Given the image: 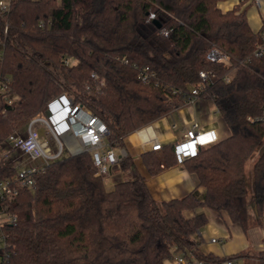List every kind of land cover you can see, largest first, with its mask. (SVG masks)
I'll list each match as a JSON object with an SVG mask.
<instances>
[{
	"label": "trees",
	"instance_id": "1",
	"mask_svg": "<svg viewBox=\"0 0 264 264\" xmlns=\"http://www.w3.org/2000/svg\"><path fill=\"white\" fill-rule=\"evenodd\" d=\"M220 1L11 0L0 11V79H8L0 92V180L18 170L1 154L7 136L47 115L63 94L103 121L112 148L185 104L194 87L229 131L183 159L204 188L202 198L192 192L157 202L139 174L108 189L87 151L49 160L31 174V187L12 181L17 194L0 199V211L15 214L16 222L3 227L9 257L0 264H163L176 253L220 264L246 256L202 254L198 232L206 216L184 214L206 206L246 232L249 200L258 215L264 205V146L247 168L264 141V121L248 119L264 106V55H252L260 39L245 8L222 11ZM151 12L160 27L148 19ZM212 45L230 56V65L205 58ZM141 68L153 73L148 82L138 77ZM165 149L166 163L176 162L175 147ZM146 165L152 174L160 170L151 154ZM131 166L121 158V169ZM259 258L264 264V251Z\"/></svg>",
	"mask_w": 264,
	"mask_h": 264
},
{
	"label": "crops",
	"instance_id": "2",
	"mask_svg": "<svg viewBox=\"0 0 264 264\" xmlns=\"http://www.w3.org/2000/svg\"><path fill=\"white\" fill-rule=\"evenodd\" d=\"M237 4L233 3L232 6L225 8H221L219 5L218 7L222 11H226ZM257 21L258 28L253 30L250 21L247 19L250 28L255 32L260 27L261 17ZM192 121L199 122L205 130L213 132L212 137L211 133L206 135L203 145H208L229 136V131L222 122L213 103L197 97L193 102H186L170 114L162 116L126 135L123 149L132 166L123 170L118 162L117 165L109 168L108 174L103 180L105 187L110 189L116 182L131 180L136 174H139L144 178L150 194L157 202L179 198L192 192H196L197 196L202 198L204 188L198 184L196 175L186 169L183 159L180 158V152L185 147L182 143L184 140L183 134ZM157 142L161 146L154 151L151 146ZM170 145L175 147L177 161L167 164L164 157L165 148ZM119 149L114 148L117 155L120 153ZM148 154L156 157L160 165V170L157 173L152 174L147 169L146 155ZM4 158L7 159V155ZM11 160L9 159V161ZM33 162H30V164H34ZM11 163L13 164V161ZM23 165L24 163H20L16 167L20 169ZM247 211L251 225L246 232L242 230L240 225L231 222L226 214H219L206 206L185 210L184 214L191 217L196 212H203L206 216V223L198 232L201 239L199 251L202 254L211 253L223 258L243 252L246 256L243 259L238 258V264L243 260H246L247 264H261L259 256L260 252L264 251V205L262 212L258 215L253 202L249 200ZM212 238L215 240L212 241ZM173 256L165 260L163 264H172Z\"/></svg>",
	"mask_w": 264,
	"mask_h": 264
},
{
	"label": "built area",
	"instance_id": "3",
	"mask_svg": "<svg viewBox=\"0 0 264 264\" xmlns=\"http://www.w3.org/2000/svg\"><path fill=\"white\" fill-rule=\"evenodd\" d=\"M238 4H245L249 2L255 5L258 10L264 6V0H237ZM11 0H0V11L6 12L9 9ZM260 27L257 30L260 42L252 52L254 57L264 55V14L261 16ZM155 14L149 13L148 19H154ZM163 34H167V30L162 29ZM2 46L0 39V59L2 58ZM205 58L211 62H222L230 65L231 58L219 47L212 45L208 48ZM69 60V59H67ZM232 68L224 74V80L229 82L232 77ZM152 72H148L146 68H141L138 77L143 82H148ZM92 78H97L95 73L91 74ZM199 76L204 78L205 71H200ZM7 78L0 79V92L7 89ZM198 87L191 89V94L188 96V103L193 102L198 97ZM249 120L264 121V106L262 107L260 115L254 118L248 117ZM38 123V124H37ZM37 124V125H35ZM42 128L43 133L39 135L38 129ZM22 131H14L10 133L2 148V157H5L17 149L22 154L28 156V164L22 166L17 170L13 179L0 180V199H11L17 194V188L12 185V181L19 182L21 185L31 187L33 180L31 174L42 168L30 164L37 159H41L43 164L49 160L59 157L63 149L70 154H76L87 151L91 154L93 165L95 167L96 175L105 180L109 168L117 165L121 158L126 156L123 148H120L119 155L116 154L114 148L109 147L105 142L104 137L107 133L103 121L80 103H74L71 98L64 94L54 100L48 107L47 115H37L32 118ZM212 131L205 130L197 121H192L189 127L185 130L183 137L184 149L180 152V158L185 159L195 154L199 147L205 143L206 135ZM47 135H51L55 139L56 149H52ZM159 142L154 143L151 149L156 151L160 148ZM16 222L15 214L9 212L7 209L0 211V263L6 262L9 257V249L4 233V225L6 223L14 224ZM212 241L215 239L212 238ZM200 264L201 261L194 258L191 254L185 257L182 253H176L172 257V264ZM220 264H237L234 259L224 258Z\"/></svg>",
	"mask_w": 264,
	"mask_h": 264
},
{
	"label": "rangeland",
	"instance_id": "4",
	"mask_svg": "<svg viewBox=\"0 0 264 264\" xmlns=\"http://www.w3.org/2000/svg\"><path fill=\"white\" fill-rule=\"evenodd\" d=\"M233 3H238L237 0H223L221 1L218 5L221 8H225V7H229L232 6ZM240 5L241 7L245 8L246 11V17L248 19V21H250L249 23L251 24L253 30H256L258 28V19L260 20V16L259 14H264V6L262 7L261 10H258V8L253 5L250 4L249 2H247V4H237ZM252 21V23H251ZM254 21V23H253ZM9 101L15 100L16 97L13 95H8L6 97ZM38 124V123H37ZM35 124V125H37ZM24 131H22L23 133ZM47 138L49 139L50 145L52 147V149H56V142L55 139H53V137L51 135H47ZM264 146V141H262V143L260 144V146L258 147V149L254 152L252 158H250L247 162V168L250 166V164L253 162V160L257 157L259 151L263 148ZM68 152H66L65 149H63L62 153L59 155L58 158H63ZM12 159L11 162L13 161V164L16 166L20 163H24V165L28 164L27 160H28V156L25 154H22L20 151H18L17 149H14L13 151H11L10 153H8L7 155V160ZM26 162V163H25ZM34 164H37L39 166H43V162L41 161V159H37L33 162ZM120 163V161H119ZM23 165V166H24Z\"/></svg>",
	"mask_w": 264,
	"mask_h": 264
},
{
	"label": "water",
	"instance_id": "5",
	"mask_svg": "<svg viewBox=\"0 0 264 264\" xmlns=\"http://www.w3.org/2000/svg\"><path fill=\"white\" fill-rule=\"evenodd\" d=\"M152 23L156 26V27H160L161 23L158 19H153L152 20ZM38 133L39 135H41L43 133V129L42 128H39L38 129Z\"/></svg>",
	"mask_w": 264,
	"mask_h": 264
}]
</instances>
